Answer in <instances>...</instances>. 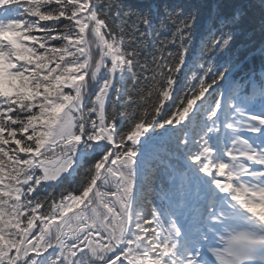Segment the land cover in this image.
Masks as SVG:
<instances>
[{
	"label": "snow or ice",
	"instance_id": "snow-or-ice-1",
	"mask_svg": "<svg viewBox=\"0 0 264 264\" xmlns=\"http://www.w3.org/2000/svg\"><path fill=\"white\" fill-rule=\"evenodd\" d=\"M247 12L212 6L189 68L199 5L0 0V264H264V65L216 63Z\"/></svg>",
	"mask_w": 264,
	"mask_h": 264
},
{
	"label": "trees",
	"instance_id": "trees-1",
	"mask_svg": "<svg viewBox=\"0 0 264 264\" xmlns=\"http://www.w3.org/2000/svg\"><path fill=\"white\" fill-rule=\"evenodd\" d=\"M129 3L144 6L151 4L153 7L159 6L163 9L165 6L183 4L186 7L199 5L201 7V24L197 27L195 37L190 45V53L188 57V67L190 68L193 63V58L199 55V39L206 26L207 16L209 9L217 3H223L226 5V10L231 11L236 6L248 7L247 15L244 17L243 28L244 34L236 38V41L232 45V48L228 50L223 56L217 58L216 63L222 64L225 61L231 59L233 61H239L240 68L237 70V76H255L259 78L262 65H264V58H262L258 52L261 43L260 23H261V11L259 8V0H128ZM204 60L208 59L207 54L203 56ZM184 72L190 75L188 68L184 69ZM225 92H227V81L222 82ZM153 147L150 153L141 156V159L145 162V168H155L160 160H164L166 163L170 162L177 172L180 170V162L175 158V155L171 157L165 154V151L174 153V148L166 143V137L163 135H157L153 137ZM165 180V168L160 166L159 173L157 175V186ZM165 189L168 185L165 183Z\"/></svg>",
	"mask_w": 264,
	"mask_h": 264
},
{
	"label": "rangeland",
	"instance_id": "rangeland-1",
	"mask_svg": "<svg viewBox=\"0 0 264 264\" xmlns=\"http://www.w3.org/2000/svg\"><path fill=\"white\" fill-rule=\"evenodd\" d=\"M193 186L195 188V182H193ZM190 198L194 201L195 200V191H190Z\"/></svg>",
	"mask_w": 264,
	"mask_h": 264
}]
</instances>
